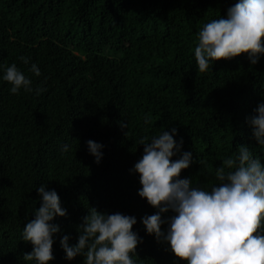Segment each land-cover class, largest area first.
<instances>
[{"label": "trees", "instance_id": "16d2710c", "mask_svg": "<svg viewBox=\"0 0 264 264\" xmlns=\"http://www.w3.org/2000/svg\"><path fill=\"white\" fill-rule=\"evenodd\" d=\"M235 2L0 0V264H35L23 260L32 245L22 234L45 184L68 214L54 221L61 231L50 264H84L83 257L67 260L60 241L67 235L77 243L89 208L136 218L133 231L142 239L136 264H184L142 222L157 210L138 195L139 140L176 128L174 139H183L182 151L194 158L180 178L207 190L238 146L264 163L249 123L264 104V56L255 66L246 54L212 61L200 73L194 55L202 26L226 16ZM13 63L31 79L32 92H10L3 75ZM32 64L40 76L29 70ZM122 120L128 129H121ZM89 140L104 145L99 165Z\"/></svg>", "mask_w": 264, "mask_h": 264}, {"label": "clouds", "instance_id": "9594fccd", "mask_svg": "<svg viewBox=\"0 0 264 264\" xmlns=\"http://www.w3.org/2000/svg\"><path fill=\"white\" fill-rule=\"evenodd\" d=\"M197 36L194 55L200 73L208 72L212 61L232 60L245 54L251 65H257L264 56V0H236L226 16L205 23ZM20 59L25 65L29 63L26 57ZM29 70L41 75L36 64ZM3 80L12 85V94L21 89L33 91L31 79L15 63L6 68ZM42 91L35 89L37 95ZM145 123H149L147 118ZM249 123L255 140L264 148V104L257 107ZM120 127L124 130L129 125L122 120ZM124 134L127 137L129 133ZM177 134V129L172 128L171 132L164 130L150 140H139L143 155L134 166L142 185L138 195L157 210L142 219L147 233L170 245L172 253L184 264H264L261 158L254 156L248 146H238V151L215 169L218 183L211 190L194 187L191 178H180L194 158L192 152L182 151L183 139L178 143L174 139ZM87 146L99 165L104 145L89 140ZM61 151L68 153L70 146L64 144ZM174 156L179 158L174 160ZM37 191L41 204L22 234L23 240L32 245V251L22 256L24 261L50 264L54 260V236L61 231L54 221L68 214L54 189L49 190L45 184ZM170 212L173 215L164 219V214ZM136 224L134 216L89 208L88 215L77 226V243L71 245L65 235L60 244L69 261L83 257L84 264H136L133 257L142 243L133 231Z\"/></svg>", "mask_w": 264, "mask_h": 264}]
</instances>
